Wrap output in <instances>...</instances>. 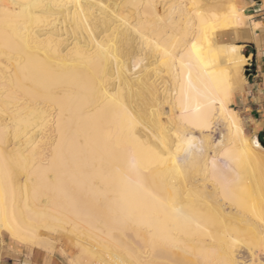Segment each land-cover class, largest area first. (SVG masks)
<instances>
[{"label":"bare ground","instance_id":"bare-ground-1","mask_svg":"<svg viewBox=\"0 0 264 264\" xmlns=\"http://www.w3.org/2000/svg\"><path fill=\"white\" fill-rule=\"evenodd\" d=\"M140 1L144 19L121 32L136 33L169 66V89L127 73L121 47L99 36L96 20L104 23L106 13L92 14L94 0H0V229L35 243L39 231L59 228L52 221L61 217L98 228L73 204L94 196L103 201L98 213L117 220H104L100 233L75 222L74 231L112 250L116 264L129 257L130 264H173L138 247L148 241L145 227L189 259L195 255V264H240V253L257 264L252 257L264 255V151L227 105L226 83H239L243 60L227 81L215 67L240 47L217 40L222 27L205 25L220 15L240 25L242 17L225 0L210 2L205 16L171 10L167 23L180 35L172 42L154 18L155 0H123ZM173 109L176 121L167 125ZM182 121L195 129L186 132ZM214 122L225 132L213 143L207 130ZM198 139L203 144L193 149ZM129 223L136 238L126 243L114 231ZM83 248L93 259L88 264H112Z\"/></svg>","mask_w":264,"mask_h":264},{"label":"rangeland","instance_id":"rangeland-1","mask_svg":"<svg viewBox=\"0 0 264 264\" xmlns=\"http://www.w3.org/2000/svg\"><path fill=\"white\" fill-rule=\"evenodd\" d=\"M212 1H214V0H155L154 4H155V6L157 5L156 6L157 7V9H156L157 10V12H156L157 14L155 15V17L154 16H152V17H154V18H157V17L159 18L160 17L159 20L168 27V28L166 27V29L168 30L169 33H171L172 37H170V40L173 42L178 37H180V35L176 34L175 28H174V26L172 24L168 25V23H167L171 19V18H167L168 17L167 15H168L169 11H171V10L176 11L177 8H178L180 10V13H184L186 16H192L196 12H199V13H201V14H203L205 16L206 14L209 13L208 12V9H209L208 8V4L210 2H212ZM100 2L98 0H94L95 6L93 5V7H91V10H90L91 12H93L92 14H95V15H97L99 17L103 16L102 13H101L102 11H104V13H106V15H105V20L106 21L104 23H100V19L99 18L96 20V22L98 24V27H97L98 29L97 30L101 31V32H99V36L104 37V35H105L104 38H106V39H109V37H111L109 39L110 41L107 40V42L108 43H113L114 45H118V46L121 47V48L119 47L120 50H121V54H122L121 58L124 61L127 59L125 61V62H127V68L129 69L127 71V73L129 72L128 74H130L131 77L135 76V78H136V76L141 75L140 77L144 76L143 77L144 79H147L149 77L150 80L147 79L148 81H151V80L155 81L156 80L158 88L160 87L159 90L161 89V86L164 87L166 85H167V89H169V86H170V82H169L170 81V79H169L170 78L169 77L170 76L169 75L170 74V72H169L170 68H169V66H164V64L162 62V58L159 57L157 55V53H152V55H151V53H150L151 51L150 50L148 51V49H147V47H145L144 43L141 42V39H139L136 36V33L131 34L129 32L128 33L124 32V31L121 32V29L124 28L123 26L126 24V22L135 23L141 16H142V19H144V15H142V13H140L141 10H142L141 9L142 1L135 3V6H134V4L124 3L123 0H100ZM159 2L162 3V4H158ZM225 2H227V5L229 3L233 4V7H234V9L236 11V14H239L242 17V23L240 25H234L233 26V23L229 22L231 20L230 17L226 18V15H220V16H216L215 18H210L211 19L210 24H205V25L207 26V28H209L210 26H213V29L218 28V27H222L217 32L218 34L220 32H222V31L228 30V28H230V27H228V25H231V27H235L236 31H237L238 27L243 24V20L247 19V17L244 16V13H246V11L239 4L238 0H225ZM98 4L99 5L101 4L103 9L99 8ZM123 4H124V6H123ZM136 4H137V6H136ZM109 6H111L112 8L109 7ZM138 7H139V9H138ZM95 10H97L98 12L95 11ZM100 10H101V12H100ZM158 11H160V12H158ZM98 14H100V15H98ZM118 15L119 16L121 15V16L118 17ZM136 15L139 16V17L137 18ZM171 16L174 17V14H172ZM121 17H122V19H121ZM146 17H147V19H149V18L152 19L151 17H148V16H146ZM223 17H225V18H223ZM117 24H119V26H120V24H122V25L119 28H117L118 27ZM169 30H171V31H169ZM125 33L127 35H125ZM218 39L220 41H226V40H224V38H218ZM170 40H169V42H170ZM176 41H178V40H176ZM228 43H231V44H234V45H237V46L240 47V45H238L236 43H232V42H228ZM133 55H134V58L132 59ZM216 57H219V56H216ZM244 58L245 57L243 56V54L240 51H239V55H236L234 52H231V51H229L228 53H226L224 55V57L222 58V61L218 62V64L215 65L216 68H219V69L224 71V75L221 76L223 81L224 80L225 81L229 80V75L231 74L232 66L234 64H238V59L243 60V64L245 63V59ZM136 59H140L137 64L134 63V60H136ZM142 59H143V61L141 62ZM129 62L132 63V64H130ZM243 67L244 66L241 67V72L237 73L238 74L237 76L239 77V83H233V82H231V80H229V82H227V83L225 82L227 84L228 88H230V91H229V99H230L229 102L230 103L228 102L227 105H228V107L233 109V113L235 115H237V117L239 118V120L241 122V125H242V128L244 130V133L250 139H252V138H254V135H259V136H260V134L264 135V132H259V134H253V132L249 128L246 127V125L244 123V118H243L241 112H239V110H237V108L234 107L231 104L232 93H233V91L236 88H238V86L240 85V82L242 80V77H244L243 72H242ZM113 76H115V75H113ZM140 99L142 100V102H144L143 104L145 106H148L147 103H146L147 102L146 100L148 99V97H141ZM149 106L147 108L151 109L152 111H154L153 108L156 109V107H154L152 105L150 106L151 108H149ZM158 106H161V105L159 104ZM174 111L175 110L173 109V113H171V115H170V116H172L171 120H169L170 122L171 121H173V122L176 121L174 119V118H176V115H175L176 112H174ZM159 116L161 118L163 117L162 115H159ZM170 116H169V118H170ZM169 121L167 120V125H170V124L172 125V122L170 123ZM182 122H183V124H185L184 126L186 127L187 123H185L184 121H182ZM215 124H216L215 122H214V124L212 123L210 125L211 127L209 128V130H207L208 131L207 133L209 135L211 133V136H209V139H211V141H213V143L216 142V140H218L220 138V136L225 132V130H224L225 127L224 126H219V125H217V124L215 125ZM189 125L190 124H188L187 127H186L187 128L186 132L193 131L192 129L194 127L191 126V125L189 126ZM222 130H223V132H222ZM194 134L197 135V137L199 138L200 134H198V130L197 129L194 130ZM198 140L192 145L193 149H196V148L199 149L201 147V145L203 144L201 139H198ZM172 148H174V146H172ZM261 149L264 151V147L263 146H261ZM179 153L182 156L185 152H183L182 150L179 149ZM179 158H181V157L179 156ZM217 160H218V162L220 164L221 163L225 164V161L223 159H220V157ZM193 187H195V181H194ZM10 196H11V194H8V193L6 194L5 193V196H4L5 200L9 199ZM73 204L75 205V207L77 209H80V211L82 210L80 212V215H81L83 220H87V221L91 222L92 224L96 225L98 228H91L89 226L87 227L84 223L80 222L79 219H72L71 218V220L69 221V220H66L65 218L61 217L62 218L61 222L60 221L59 222L52 221V223L56 224L59 228L55 227L54 229H45L43 231H39V234H38L37 238H35V243H32V244H37V245H40V246H46V247H50V248L56 247L59 251H61L68 258L69 264H86V263L88 264V263L92 262L93 259H91L89 257V255H87L86 251L83 248L84 245H86L88 247L91 246V249H94V250L98 251L101 254V256L105 257L108 261L110 260V262H112V264L113 263L116 264V262H114L112 260V258H113V256L111 255L113 253L112 250H106V248H104L105 249L104 250L103 247H99V246H101V244H97L96 241H92L91 239L86 238L85 236L82 239L83 235L78 234V231L83 230V232H85L86 229L92 230V232H95V233H100L99 232V231H101L100 228L101 229L104 228V226H103L104 225V220H109V219L113 220V221L117 220L115 218V215L114 214H110L109 216H106V215H101V214L98 213V212H101V213H103V212H102V210L101 211L96 210L95 207H101V209L104 208L103 207V201L101 200L100 197L92 196V198H90V199H85V198H83L81 196L79 198L74 199L73 200ZM89 204H91V207L89 206ZM263 219H264V215H263ZM75 222L78 223V225L83 226L84 228H80V230L77 229V231L75 232L74 231V226H73V224ZM121 223H123L122 225H124V223H127V219L122 218L121 219ZM126 225H128V224H126ZM126 225L123 226L124 227L123 229L115 230L114 233H115V236H118L121 239V241L127 243L128 241H126V240H129L131 237L132 238H136V237L133 236V225L134 224H132V223L130 224L129 223L128 226H130L131 229L128 226H126ZM129 230H131V231H129ZM142 231L146 232V236H145L144 240L145 241L148 240L150 242H148V241H147L148 243L147 242H143L144 244L142 243L143 245H141V246H140V244H139V246H138V244H136L139 248L142 247V246L144 248L146 247L147 248V249L145 248L146 250L151 251L153 254L157 255V257H160V259L165 260L167 258L168 260L167 259L166 260L170 261L173 264H195V262H194L195 261L194 260L195 259V255H193L194 256V258H193V256L187 254V255L192 257L191 259H189L188 257H186V254L183 253L180 249L177 250L178 248H176V249L173 248V246H170L169 243H166V241L164 242L161 238H159L158 235L154 232V230H152V228L145 227V228L142 229ZM129 233H131V234H129ZM71 234H73L77 238L79 237L77 239L79 241L76 242V240L74 239L73 236L69 237ZM174 234H176L175 231H174ZM130 240L132 241V239H130ZM25 243H28V242H25ZM92 243H94V244L91 245ZM146 243H147V245H146ZM128 246H129L128 249H129V251L131 253L134 248L131 247L130 243H128ZM117 248L118 247H115V250ZM119 248L121 249V247H119ZM164 249L165 250L167 249V250L164 251ZM158 255H160V256H158ZM240 255H241V258H240L241 260L239 262L240 264H249L250 263V257H249L248 254L240 253ZM165 256H166V258H165ZM161 257H164V259L161 258ZM186 258H188V259H186ZM252 258H253V262L254 263H257V264H260V262H261V264L264 263V255L263 254H259L256 257L253 256ZM129 259L132 260L130 257H129ZM182 259H184V260L182 261ZM255 259H257V260H255ZM130 260H128L129 263L127 262V264H130ZM117 264H119V263H117Z\"/></svg>","mask_w":264,"mask_h":264},{"label":"crops","instance_id":"crops-1","mask_svg":"<svg viewBox=\"0 0 264 264\" xmlns=\"http://www.w3.org/2000/svg\"><path fill=\"white\" fill-rule=\"evenodd\" d=\"M238 2L247 19L235 32L231 29L220 32L217 40L224 38V42L240 45L245 57L243 66L247 65L249 72L233 91L231 104L241 112L246 127L259 134L264 132V1ZM0 264H69V261L56 247L21 242L0 229Z\"/></svg>","mask_w":264,"mask_h":264},{"label":"water","instance_id":"water-1","mask_svg":"<svg viewBox=\"0 0 264 264\" xmlns=\"http://www.w3.org/2000/svg\"><path fill=\"white\" fill-rule=\"evenodd\" d=\"M254 1L255 2H261V1H264V0H254ZM248 72H249V69H248V66L246 65V66H244V74H243L244 77H247ZM256 137H257L259 143L261 144V146L264 147V142L260 139L259 135H256Z\"/></svg>","mask_w":264,"mask_h":264},{"label":"trees","instance_id":"trees-1","mask_svg":"<svg viewBox=\"0 0 264 264\" xmlns=\"http://www.w3.org/2000/svg\"><path fill=\"white\" fill-rule=\"evenodd\" d=\"M260 139L264 142V135L263 134H260Z\"/></svg>","mask_w":264,"mask_h":264}]
</instances>
